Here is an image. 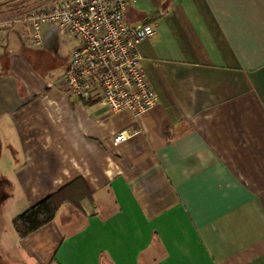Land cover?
I'll use <instances>...</instances> for the list:
<instances>
[{
	"label": "crops",
	"instance_id": "1",
	"mask_svg": "<svg viewBox=\"0 0 264 264\" xmlns=\"http://www.w3.org/2000/svg\"><path fill=\"white\" fill-rule=\"evenodd\" d=\"M126 21L155 27L137 49L157 102L135 121L66 93L77 39L64 57L54 28L35 48L0 28V260L264 264V0H129ZM78 177L81 211L20 239L12 220Z\"/></svg>",
	"mask_w": 264,
	"mask_h": 264
},
{
	"label": "built area",
	"instance_id": "2",
	"mask_svg": "<svg viewBox=\"0 0 264 264\" xmlns=\"http://www.w3.org/2000/svg\"><path fill=\"white\" fill-rule=\"evenodd\" d=\"M129 0H45L0 19V28L21 23L28 27L27 44L38 47L45 28L70 35L79 42L63 76L68 95L80 101L95 99L110 115L125 113L135 121L153 107L157 97L140 65L138 45L155 33L150 22L129 24ZM138 132L129 127L112 136L121 143Z\"/></svg>",
	"mask_w": 264,
	"mask_h": 264
},
{
	"label": "trees",
	"instance_id": "3",
	"mask_svg": "<svg viewBox=\"0 0 264 264\" xmlns=\"http://www.w3.org/2000/svg\"><path fill=\"white\" fill-rule=\"evenodd\" d=\"M86 197H90L86 184L81 178H75L17 215L12 220V226L22 239L50 223L62 205L81 211L79 203Z\"/></svg>",
	"mask_w": 264,
	"mask_h": 264
},
{
	"label": "rangeland",
	"instance_id": "4",
	"mask_svg": "<svg viewBox=\"0 0 264 264\" xmlns=\"http://www.w3.org/2000/svg\"><path fill=\"white\" fill-rule=\"evenodd\" d=\"M45 2V0H16L14 1L10 6L11 9L7 11H2L4 14H17L20 12H23L29 8L35 7L41 3ZM15 27L20 26V24H14ZM64 43L61 45V54L66 57L70 49L72 48V45L76 41V38L70 36V35H62L60 40ZM15 40V38H14ZM65 40V41H64ZM15 45L18 44V39L16 38V42H13ZM56 71V70H55ZM0 264H3V262L0 260Z\"/></svg>",
	"mask_w": 264,
	"mask_h": 264
},
{
	"label": "flooded vegetation",
	"instance_id": "5",
	"mask_svg": "<svg viewBox=\"0 0 264 264\" xmlns=\"http://www.w3.org/2000/svg\"><path fill=\"white\" fill-rule=\"evenodd\" d=\"M16 0H0V11H7L11 9V4Z\"/></svg>",
	"mask_w": 264,
	"mask_h": 264
}]
</instances>
